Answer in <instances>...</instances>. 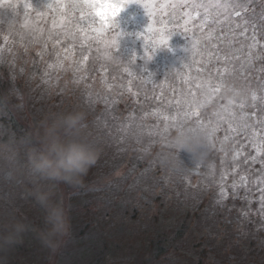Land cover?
Wrapping results in <instances>:
<instances>
[{
	"label": "rangeland",
	"instance_id": "obj_1",
	"mask_svg": "<svg viewBox=\"0 0 264 264\" xmlns=\"http://www.w3.org/2000/svg\"><path fill=\"white\" fill-rule=\"evenodd\" d=\"M203 1L201 4L213 2ZM26 2L32 7L27 18ZM62 2L71 4L73 0ZM110 2L120 4L122 11L108 29L113 31L109 39L115 36L116 43L105 48L97 44L93 47L84 40V33L74 19L62 27L60 19L53 25L51 16L38 17V12L49 13L48 5H55L57 0H0V18L4 21L0 40L7 41L9 37L11 48L5 55H8L7 62L13 72L8 74L12 96L7 97L13 103L6 104L7 99L3 98L5 104L1 109L4 112L15 108L18 112L21 105L25 107L21 96L23 84L16 82V78L24 74L23 63L26 62L25 77L31 73L34 81L41 79L44 90L54 87L38 96L45 100L53 97L52 103L39 113L45 130L62 115L78 111L86 114L80 122H83L82 127L71 133L70 129L61 128L58 134L61 139L75 138L92 146L98 151L99 158L81 184L71 187L65 183V191L61 182H54L53 190L59 206L64 204L65 196L81 209L93 205L94 211L86 208L78 211V220L97 223L100 230H108L114 235L109 239L114 246L109 264L143 261L141 253L148 255V242L161 238L168 240L169 249L161 264H199L200 261L204 264H239L238 247L248 246L247 236L256 240L261 237L259 244L264 247V163L261 161L264 129H260L259 119L251 120L257 114H264V107L255 103L250 112L245 109V103L226 92L224 105L219 103L220 109L211 113L204 111L219 91L215 87L231 85L226 78L219 82L221 78L217 79L215 74L192 97L178 93L185 79L198 72L196 61L200 53L222 48L227 33L220 41L207 40L198 31L194 37L192 31L169 29L171 34L166 37L167 44L154 43L159 37L147 33V29L150 25L159 26L145 11L146 0ZM174 2L180 3V0ZM216 2L227 4V0ZM199 11L203 12L202 9ZM192 14L195 16V11ZM55 15L59 18L60 13ZM38 18L40 30L35 26ZM8 22L15 28H4ZM69 28L76 33L75 38L64 34ZM117 33L121 35L117 36ZM193 41L198 47L193 48ZM40 49L44 52L53 50L60 58L59 72L50 75L43 68L46 59L38 62L31 55ZM145 49L149 50L146 55ZM19 53L25 55L22 62ZM91 55L94 58L91 59ZM208 59L210 57L206 55L205 63ZM14 73L19 77L15 78ZM81 81L84 84L79 85ZM34 86L39 88V83ZM79 86L82 87L75 90ZM166 92L172 93L173 97L162 101ZM23 110L32 113L26 107ZM185 113H188V126L181 123ZM88 117L92 118L85 121ZM227 122L246 129L241 133L236 130L234 136L228 132L219 135ZM2 133L0 127V226L5 216L14 218L17 214L37 222L38 229L44 232L45 209L31 195L38 181L30 174V158L34 153L43 152V146L38 148L22 141L26 151L20 153L9 148L19 143L11 133L4 140ZM193 138L204 142L203 153L193 155L191 150L181 151L189 147L188 142ZM215 148L223 156L219 166L214 159L212 162L203 159H208L209 152ZM198 155H204L200 162ZM258 159L263 166L261 171L243 172L249 161L256 163ZM250 180L254 183L249 184ZM240 187L246 189L247 210L231 214L225 209L226 201L231 196H238ZM68 207L72 209L69 204ZM225 218L228 221L221 224ZM185 221L188 225L185 237H175L179 231L185 232L179 228ZM243 221H252L254 231L249 233L247 228L240 227ZM0 229L5 235L2 227ZM1 238L0 245L4 248H0V264H45L46 259L40 256L32 261L28 257H18L6 248L5 242H10L11 237L4 241ZM204 248L207 254L203 258ZM262 261L264 263V255ZM60 264L71 263L62 255Z\"/></svg>",
	"mask_w": 264,
	"mask_h": 264
},
{
	"label": "trees",
	"instance_id": "obj_2",
	"mask_svg": "<svg viewBox=\"0 0 264 264\" xmlns=\"http://www.w3.org/2000/svg\"><path fill=\"white\" fill-rule=\"evenodd\" d=\"M201 2L197 1V3H204L205 1L200 0ZM228 5L231 6L239 15L238 19L236 20L237 24H239L240 28L243 29L245 35V40L243 38H234L231 34H227V40L223 41L222 49L226 52H230L232 56L236 57L231 64H227L225 69L222 72H227V75L223 78L228 79L231 85L226 88V85L221 84L219 87H215L219 89L216 92L214 101L204 107V111L210 112L215 111L221 108L219 103L224 105L225 101V94L226 92H230L237 98V101H241L242 104L245 103V109L252 112L255 103L261 104L264 107V0H227L226 2ZM3 24L4 21L0 18V35L3 34ZM15 28L14 25L10 24V22L5 23L4 28ZM239 33V29L236 30ZM110 34L109 38L111 37L113 31H108ZM11 38L14 39L15 37L11 35ZM233 39H236V43L233 44ZM7 41L0 40V59L2 62L0 64V127L2 128L3 140L4 137L11 133V136L17 140L19 143L10 145L9 148L18 150L20 153H24L26 149L23 147L22 141L28 142L31 146L35 147H42L44 151L45 143H44V132L45 126L40 122V115L39 113L42 112L44 106L52 103V98H48V100L38 98L39 95H42L48 89H54V87H49L47 90L43 89L45 85L42 83L41 79L39 81H34V76L30 74V76L25 77V72L27 71V63H23L24 74L21 73V78L18 74L14 73L16 78V82L23 84L21 86L22 92L21 96L25 101V107L32 111L29 112L25 109L24 105H21L18 112L15 108H9L7 111L3 112L1 109L2 105L5 104L3 98L7 99L6 104H12L11 101H8L7 97L12 96L10 90L11 81L8 78V74H13L10 68L11 66L8 65V51H10L11 46L9 41V37L6 38ZM31 43L32 41H27ZM94 47V44L91 43ZM92 46H88L90 48ZM19 51V50H18ZM87 50L84 51V53ZM90 52V51H89ZM206 52H201L198 56V60L201 59V56H204V60L206 62ZM20 54V53H19ZM35 57L38 62H43V59H46V63L44 65V69L50 75H54L55 73L59 72L61 69L58 66L57 56L54 55L53 50L44 52L43 49H40L39 52L31 53ZM20 58V62L23 61L25 55L20 54L18 55ZM91 59L94 58V55L89 56ZM13 60V59H12ZM5 62V63H3ZM92 62H95L93 60ZM91 62V63H92ZM196 75L192 74L193 77L185 79L183 82V87L179 90V94L186 93L188 97H192L195 92H199L200 87H197V84L200 86L204 85L211 77L207 72L198 71L195 73ZM42 75V74H41ZM230 76V78H228ZM26 78V79H22ZM221 78L219 82L223 79ZM225 80V79H224ZM223 80V81H224ZM39 83V88H35V84ZM84 84V81L79 82V85ZM50 86V85H48ZM47 86V87H48ZM80 87L75 88L78 90ZM5 88V89H4ZM231 90V91H229ZM178 93L174 95L177 96ZM10 95V96H9ZM171 95L166 92L162 95L161 99L164 101L167 98H172ZM39 99V100H38ZM2 103V104H1ZM24 104V103H23ZM68 109L72 111V107L67 105ZM17 109V108H16ZM83 109V107H80ZM38 112V113H37ZM44 114L45 111L43 110ZM239 114L241 111H237ZM38 114V115H37ZM121 116V115H120ZM264 114H257L253 120L259 119L262 121ZM44 117V116H43ZM99 118L100 115H97ZM122 117V116H121ZM123 118V117H122ZM260 129H264L263 125L260 124ZM246 129V128H243ZM243 129H239L238 127H233L231 122H227L223 127V131H219V135L223 134V132H228V134L232 133L234 136L235 131L239 130L241 133ZM72 132L70 129L69 133ZM247 133H244V136L247 137ZM251 134V133H250ZM2 138V137H1ZM0 138V140H2ZM215 142L217 141L216 137H214ZM245 140V138H244ZM7 141L6 143H8ZM29 147V146H28ZM208 152V151H207ZM208 159L206 157L200 156L197 157L199 162L202 160H212L217 163L219 166L221 164V158L223 157L221 152L218 148L213 149L209 152ZM262 163H264V156L261 157ZM248 167L244 169L243 172H254V169L257 171H261V163L258 161L255 163L253 160L249 161L247 164ZM249 184H253L254 180H250ZM62 187L66 191L65 183L61 182ZM246 189L239 188L237 190L238 196H231L226 201V208L229 213L237 214L241 210H247V199L245 195ZM73 194L74 192L70 190ZM248 193V192H247ZM241 196L245 199L241 200ZM57 197V196H56ZM68 204L72 209L70 210ZM66 212L68 222H69V233L66 237H64L60 243V246L55 252L50 251L47 249L41 240V233L38 229V224L35 221H31L21 215H15L14 218L9 217V215L5 216L2 219V225H7L10 222H18L25 225V231L22 232L19 236L10 235L8 231H4L5 235L0 233L2 236V240L4 241L5 238L11 237L12 239L10 242H5L6 248L12 251L13 254L17 255L18 257H28L29 260H33L34 258L40 256V258L46 259L45 264H60V258L62 255H65L66 262H70L71 264H109L110 256L112 255L113 245L110 244L109 239L113 238V234L108 233V230H100L98 226H96L93 222H83L82 219L78 220V211L83 210V208L89 209L94 211L93 205H85L82 209L77 207L75 204L70 203L69 197L64 198V204L60 205ZM70 221H72V225H70ZM228 219L225 218L223 221L224 224L227 222ZM186 225V229L184 226ZM186 221L179 226V228L184 229V231H179L175 237L180 239L185 237L186 230H187ZM242 228H247L250 232L254 231L253 222H242L239 225ZM225 227H227L225 225ZM1 230V229H0ZM100 232V234H99ZM248 233V234H249ZM165 235V234H163ZM261 234L260 236H262ZM162 235L158 236L161 237ZM259 237L257 240L253 237L250 238L247 236L248 246H240L238 247L239 252V264H264L262 261V256L264 255V247L261 246ZM0 248H4L3 244L0 245ZM209 251V250H208ZM169 252L168 249V240L161 238L154 241L148 242V251L147 254L144 256V253H141V257L143 261L136 260V264H161V261L164 256ZM207 250L206 248L203 249L201 256L204 258L206 256ZM17 263V262H16ZM19 264H28L26 262H22ZM199 264H204L203 261H200Z\"/></svg>",
	"mask_w": 264,
	"mask_h": 264
},
{
	"label": "snow or ice",
	"instance_id": "obj_3",
	"mask_svg": "<svg viewBox=\"0 0 264 264\" xmlns=\"http://www.w3.org/2000/svg\"><path fill=\"white\" fill-rule=\"evenodd\" d=\"M49 13L38 12V17L51 16L53 25L56 24L57 19L63 21V26L71 24L72 19L76 21L80 31L84 33L83 39L89 43H96L98 46L103 45L105 48L110 47L116 43V37L109 39L110 34L108 29L113 26L114 18L122 11V6L118 3H112L110 0H73L71 4H65L62 0H57L55 5L49 4ZM145 11L148 15L153 17L156 25L159 27L149 26L147 33H154L159 37L158 41L154 43L167 44L166 37L171 34L169 29H183L184 32L192 31L193 36L198 31L205 35L207 40L219 39L224 40L225 33L231 34L234 38H243L245 40V33L236 20L238 13L229 5L224 3H217L213 0L210 4L197 3L196 0H180V3L174 0H146L144 4ZM25 16L27 18L28 12L32 9L30 2L24 4ZM179 9V11H177ZM200 9L203 12L199 11ZM195 11V16L192 12ZM56 12L60 13L59 18L56 17ZM216 13L213 15V13ZM199 17V19H197ZM41 20L38 18L35 21L37 30H40ZM97 23L99 26H97ZM27 27V23L25 24ZM239 29V33H237ZM218 33V35H217ZM72 38H75L76 33L69 28L64 33ZM121 35L120 33L116 34ZM233 44L236 39H233ZM198 47V44L193 41V48ZM222 48H216L213 52H206L209 56L207 63H205L204 56L196 61L198 71H206L211 77L215 74L217 79L223 78L227 72H222L227 64L236 59L230 52L221 51ZM148 49H145V55ZM197 87H200L197 84ZM188 113H185V120L181 123L188 126ZM115 118V116H114ZM264 125V121H261ZM217 129H213L216 131Z\"/></svg>",
	"mask_w": 264,
	"mask_h": 264
},
{
	"label": "clouds",
	"instance_id": "obj_4",
	"mask_svg": "<svg viewBox=\"0 0 264 264\" xmlns=\"http://www.w3.org/2000/svg\"><path fill=\"white\" fill-rule=\"evenodd\" d=\"M85 116L84 112L78 111L57 117L44 132V151L34 153L30 158V174L38 181L31 195L45 209L46 229L41 233V240L52 252L58 249L62 239L69 233L66 212L55 201L54 182L78 186L99 158L98 151L92 146L75 138L61 139L58 134L61 128H74ZM203 143L193 138L188 142L189 147L181 151L191 150L193 155L203 153ZM0 227L13 236L25 231V225L14 221Z\"/></svg>",
	"mask_w": 264,
	"mask_h": 264
}]
</instances>
